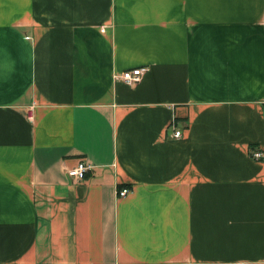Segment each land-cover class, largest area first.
<instances>
[{
	"label": "crops",
	"instance_id": "1",
	"mask_svg": "<svg viewBox=\"0 0 264 264\" xmlns=\"http://www.w3.org/2000/svg\"><path fill=\"white\" fill-rule=\"evenodd\" d=\"M253 149L264 0H0V264H264Z\"/></svg>",
	"mask_w": 264,
	"mask_h": 264
},
{
	"label": "built area",
	"instance_id": "2",
	"mask_svg": "<svg viewBox=\"0 0 264 264\" xmlns=\"http://www.w3.org/2000/svg\"><path fill=\"white\" fill-rule=\"evenodd\" d=\"M145 70V66L133 67L127 70H123L120 74V77L124 82H135L141 77L142 73ZM179 135V130H174L172 132V136L174 137H178ZM250 154L253 158L264 161V152L258 149H253ZM88 169V164H86L83 160H78L74 166L66 168L65 173L68 177L78 180L84 177V174L87 172ZM126 193V188H120L116 191L117 196H124Z\"/></svg>",
	"mask_w": 264,
	"mask_h": 264
}]
</instances>
